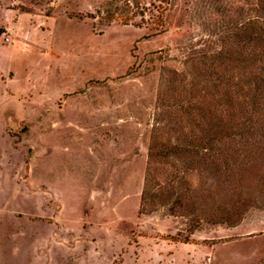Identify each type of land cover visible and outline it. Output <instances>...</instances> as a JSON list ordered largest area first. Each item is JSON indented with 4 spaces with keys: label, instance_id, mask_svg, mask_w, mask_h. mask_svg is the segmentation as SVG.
I'll return each instance as SVG.
<instances>
[{
    "label": "rangeland",
    "instance_id": "1",
    "mask_svg": "<svg viewBox=\"0 0 264 264\" xmlns=\"http://www.w3.org/2000/svg\"><path fill=\"white\" fill-rule=\"evenodd\" d=\"M258 2L0 0V264H264Z\"/></svg>",
    "mask_w": 264,
    "mask_h": 264
},
{
    "label": "trees",
    "instance_id": "2",
    "mask_svg": "<svg viewBox=\"0 0 264 264\" xmlns=\"http://www.w3.org/2000/svg\"><path fill=\"white\" fill-rule=\"evenodd\" d=\"M258 3L260 19H252L248 21L237 31H235L234 36H232L233 43H236L238 46L240 45L241 47H243V49H251V52H239L237 54H232L230 52L218 53L212 61L214 65H219L221 63H230L240 66L239 64H245L246 67H243L244 70H250V68L247 67L260 69L257 71L259 72L258 75L255 74L253 76H250L249 80L246 79L244 81V84L248 87L249 91H255L254 94L256 99L252 102L253 104H255L256 102L258 103L261 99L262 94H264V0H259ZM217 80H220V78H217ZM221 80L224 81V79ZM230 81L233 82V80H229L228 82ZM240 214H236L235 216H240ZM232 215L234 214H228L221 212L220 210H216L214 211V215H212L207 220L215 218L213 221L211 220V224H226L228 226H233L237 222L232 219ZM198 222L195 224V228H197V225L199 224Z\"/></svg>",
    "mask_w": 264,
    "mask_h": 264
}]
</instances>
